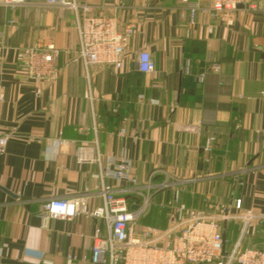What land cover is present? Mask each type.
Instances as JSON below:
<instances>
[{"label": "crops", "instance_id": "obj_1", "mask_svg": "<svg viewBox=\"0 0 264 264\" xmlns=\"http://www.w3.org/2000/svg\"><path fill=\"white\" fill-rule=\"evenodd\" d=\"M69 1L115 18L121 29L132 26L134 34L123 41L122 70L87 68L67 54L79 48L74 10L47 0L11 8L0 0V131L12 135L0 156V263L94 264L92 237L105 221L46 220L42 207L77 197L92 211L103 206V189L140 201L138 189L103 176L106 157L129 159L140 187L171 184L148 194L164 212L166 224L155 229L168 226L176 196L193 208L237 197L245 210L264 213V153L256 133L264 127V0L216 20L199 12L192 24L181 17L183 0ZM47 45L61 51L57 78L28 79L20 51ZM142 51L154 61L151 74L138 70ZM211 136L215 159L206 166L202 147ZM80 149L101 155V164L80 162ZM144 216L140 224L154 228L142 223ZM260 228L250 240L264 237ZM228 241L231 248L235 242Z\"/></svg>", "mask_w": 264, "mask_h": 264}, {"label": "built area", "instance_id": "obj_2", "mask_svg": "<svg viewBox=\"0 0 264 264\" xmlns=\"http://www.w3.org/2000/svg\"><path fill=\"white\" fill-rule=\"evenodd\" d=\"M187 2L182 18L194 23L199 12L206 13L212 20L223 13H230L247 6L255 9L257 0H183ZM202 1L208 7H202ZM5 5L18 8L26 0H4ZM50 7L68 8L77 15L79 48L68 51L70 60H82L87 68L111 66L122 70L126 55L123 41L134 34L132 26L121 29L115 18L95 16L88 6L81 9L77 3L69 0H47ZM212 31V27L210 28ZM2 44L0 38V46ZM61 51L53 45L23 48L19 53V67L26 77L34 81H54L58 75V61ZM138 70L143 74L155 71L152 56L147 51L140 52L137 60ZM211 70L218 74L219 66L214 64ZM202 74L199 81L205 82ZM264 153V127L256 131ZM12 135L0 131V156L4 155ZM217 139L208 137L202 152L206 166L214 162V149ZM61 143L64 141H60ZM99 162L101 155L94 151L80 149L78 160ZM103 176L116 182H123L138 189L140 201L129 202L114 191L103 189L104 204L87 210L82 199L53 198L42 207V217L46 220L62 219L71 221L75 217L86 216L103 219L106 229L95 227L92 237L94 264H264V248L241 247L246 230L252 226H264V213L245 210L241 198H233L230 203L211 204L206 200L205 208H193L182 203L176 196L167 208L168 226L155 229L140 224L149 203L151 191L170 187L169 183L140 187L133 172L132 162L127 158L106 157ZM147 191V192H146ZM147 193V194H146ZM135 206V209L132 207ZM232 222L241 224L240 238L231 248L228 239L225 242L224 225ZM226 235V234H225ZM1 264V263H0Z\"/></svg>", "mask_w": 264, "mask_h": 264}, {"label": "rangeland", "instance_id": "obj_3", "mask_svg": "<svg viewBox=\"0 0 264 264\" xmlns=\"http://www.w3.org/2000/svg\"><path fill=\"white\" fill-rule=\"evenodd\" d=\"M165 198H167L166 199L167 203L171 202L169 197H165ZM153 201H155V200L152 198L150 203H149L147 214L142 219V223L146 224L148 226L154 227V228H162L166 224L164 212ZM253 226H255V225L250 226L246 230L245 234L243 235V238L241 241V247L243 249L254 248V247L264 248V237L261 236V238L258 237V238H254L252 240L249 239L248 236L251 232L256 231L255 234H257V231L261 229L259 226V228H256L255 230H251V232H250V229H252ZM236 228H238V230ZM240 230H241V224L240 223H238V222L229 223V227L226 230L227 239L233 240L232 241L233 243L237 242V240L240 238ZM234 234L236 236L233 238Z\"/></svg>", "mask_w": 264, "mask_h": 264}, {"label": "water", "instance_id": "obj_4", "mask_svg": "<svg viewBox=\"0 0 264 264\" xmlns=\"http://www.w3.org/2000/svg\"><path fill=\"white\" fill-rule=\"evenodd\" d=\"M132 209H135V206H133ZM225 240H226V235H225V233H224L223 241L225 242Z\"/></svg>", "mask_w": 264, "mask_h": 264}]
</instances>
